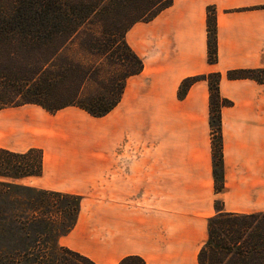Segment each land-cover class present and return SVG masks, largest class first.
<instances>
[{"label": "crops", "instance_id": "1", "mask_svg": "<svg viewBox=\"0 0 264 264\" xmlns=\"http://www.w3.org/2000/svg\"><path fill=\"white\" fill-rule=\"evenodd\" d=\"M214 6L217 60L207 57V7ZM125 39L143 68L119 102L95 117L69 105L49 112L26 103L0 109V147L42 149V172L21 184L81 196L74 227L58 242L117 264H199L208 218L264 212V82L229 78L264 68V0H173ZM220 72L223 187L214 188L209 88L178 96L183 79Z\"/></svg>", "mask_w": 264, "mask_h": 264}, {"label": "trees", "instance_id": "2", "mask_svg": "<svg viewBox=\"0 0 264 264\" xmlns=\"http://www.w3.org/2000/svg\"><path fill=\"white\" fill-rule=\"evenodd\" d=\"M173 0H0V109L26 103L49 112L74 105L90 115L107 114L120 100L126 79L143 68L125 35L149 21ZM207 57L217 60L214 6L207 10ZM77 43L80 56L67 51ZM88 58V59H85ZM229 78L264 82V68L233 69ZM205 79L209 88L214 188L223 187L220 111L229 100L219 91L220 72L182 80L178 96ZM87 82L100 86L85 91ZM42 149L16 152L0 147V264H96L61 245L76 224L81 196L18 183L42 172ZM208 218V238L199 264H264V212L222 211ZM117 264H145L132 254Z\"/></svg>", "mask_w": 264, "mask_h": 264}, {"label": "rangeland", "instance_id": "3", "mask_svg": "<svg viewBox=\"0 0 264 264\" xmlns=\"http://www.w3.org/2000/svg\"><path fill=\"white\" fill-rule=\"evenodd\" d=\"M79 47L77 46V43H72L67 47V51L73 55H77L80 56V49H78ZM88 59V58H85ZM100 86L97 83H92V82H87L84 85V90L85 91H96L99 90Z\"/></svg>", "mask_w": 264, "mask_h": 264}]
</instances>
